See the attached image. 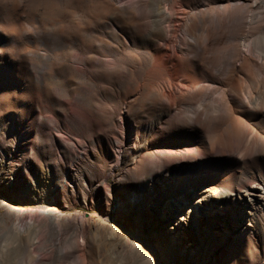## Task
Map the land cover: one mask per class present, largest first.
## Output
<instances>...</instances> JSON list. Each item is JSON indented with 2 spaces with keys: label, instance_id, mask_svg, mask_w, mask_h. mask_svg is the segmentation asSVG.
<instances>
[{
  "label": "rangeland",
  "instance_id": "1",
  "mask_svg": "<svg viewBox=\"0 0 264 264\" xmlns=\"http://www.w3.org/2000/svg\"><path fill=\"white\" fill-rule=\"evenodd\" d=\"M261 1L0 0V264H264Z\"/></svg>",
  "mask_w": 264,
  "mask_h": 264
},
{
  "label": "bare ground",
  "instance_id": "2",
  "mask_svg": "<svg viewBox=\"0 0 264 264\" xmlns=\"http://www.w3.org/2000/svg\"><path fill=\"white\" fill-rule=\"evenodd\" d=\"M261 6L264 8V0L261 1ZM239 7H244L243 3H232L228 4L225 6V12H228L229 9H234V8H239ZM181 14H185L184 11H181ZM253 23L258 25V28L261 27L259 26L262 22H264V15L262 13H258L256 16L253 18ZM180 21V20H179ZM178 22V20H176ZM177 26V25H176ZM261 40L256 41L255 43L251 45H247L248 47V52L247 55L242 58V67L248 68V69H253L255 66H258L259 61H264V52L260 51L259 48L261 47ZM171 59L170 54L166 51L160 56V60L167 61L169 62ZM173 60L177 63H181L183 59L180 56H174ZM177 73H180L178 71ZM182 73V72H181ZM187 84V83H186ZM188 87V86H187ZM261 101L257 99V101L251 103L252 107H257L260 105ZM237 113L236 111H231V114H224L226 118L225 120V126L227 127V132H226V139L229 140L231 143L230 147L233 146L234 143H237L238 141V134H237V129L238 125L240 123L239 118L235 117L234 114ZM251 178L253 179V182L250 184H247L243 186L244 192L246 195L244 196L245 193L243 192H238L236 194H230L227 193L226 191L216 193L215 191L208 190L205 187L202 189L198 190L196 192V195L194 196H189L190 200H185L187 206L186 208L181 207L179 211L176 212V207L173 204V202H170L165 209L169 208L170 211L176 212L173 213L172 216L170 217L169 221L170 223L168 224V229H172L173 225H176L177 227L181 226L183 222L186 221V215L191 216L192 214H197V215H204L205 213H210L212 216H217V213L220 211L219 207L217 206V202H219L220 207L223 208V206H229L230 202H236L237 200H240L246 205V208L253 209L256 206L262 208L264 211V178H257L256 176H253V174H250ZM205 192V193H204ZM201 194H205V196H201ZM244 196V197H243ZM250 199V201L247 200ZM217 199V200H216ZM207 204L208 209L205 208V205ZM223 211V210H222ZM224 212H226L224 210ZM175 244V247L177 249V243L176 241H173ZM158 251H161V247L157 248ZM162 252V251H161Z\"/></svg>",
  "mask_w": 264,
  "mask_h": 264
}]
</instances>
